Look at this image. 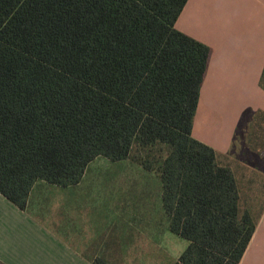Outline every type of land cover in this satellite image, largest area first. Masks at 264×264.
<instances>
[{"label":"trees","instance_id":"16d2710c","mask_svg":"<svg viewBox=\"0 0 264 264\" xmlns=\"http://www.w3.org/2000/svg\"><path fill=\"white\" fill-rule=\"evenodd\" d=\"M187 2L0 0L1 195L24 210L37 182L133 159L159 174L169 231L189 242L174 264H240L256 224L193 137L211 50L176 29ZM248 146L264 154L263 113Z\"/></svg>","mask_w":264,"mask_h":264},{"label":"crops","instance_id":"0c3cea01","mask_svg":"<svg viewBox=\"0 0 264 264\" xmlns=\"http://www.w3.org/2000/svg\"><path fill=\"white\" fill-rule=\"evenodd\" d=\"M176 29L211 50L193 137L231 168L241 211L256 224L240 264H264V154L248 146L254 120L264 114V0H188ZM89 167L74 186L37 182L24 210L0 194V262L139 264L145 247L167 254L163 236L135 230L139 216L131 200H114L120 222H112L105 201H97Z\"/></svg>","mask_w":264,"mask_h":264},{"label":"rangeland","instance_id":"374dc122","mask_svg":"<svg viewBox=\"0 0 264 264\" xmlns=\"http://www.w3.org/2000/svg\"><path fill=\"white\" fill-rule=\"evenodd\" d=\"M133 150V158H139V149ZM162 153H166L165 150ZM89 168V180L96 183L97 201L101 200L102 206L105 201L107 206L105 214L111 216L113 223L120 222L119 216L113 214V209L121 195L126 200H131L134 208L136 205L139 218L135 230L142 231L147 236H163L167 254H155L145 247L144 254L139 255V264H174L186 250L189 242L169 231V221L160 196L162 192L160 179L148 170L139 168V164L133 159L111 162L102 157L93 162ZM114 200L117 201L114 203ZM120 227L124 225L121 223L117 228Z\"/></svg>","mask_w":264,"mask_h":264}]
</instances>
